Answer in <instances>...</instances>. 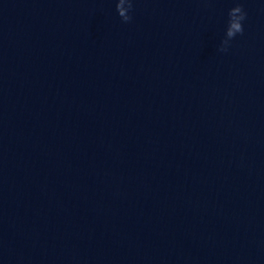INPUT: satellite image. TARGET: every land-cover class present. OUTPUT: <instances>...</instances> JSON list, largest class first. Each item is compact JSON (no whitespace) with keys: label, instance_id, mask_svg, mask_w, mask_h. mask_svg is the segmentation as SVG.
Returning a JSON list of instances; mask_svg holds the SVG:
<instances>
[{"label":"water","instance_id":"1","mask_svg":"<svg viewBox=\"0 0 264 264\" xmlns=\"http://www.w3.org/2000/svg\"><path fill=\"white\" fill-rule=\"evenodd\" d=\"M130 15L0 0V264H264V0Z\"/></svg>","mask_w":264,"mask_h":264},{"label":"clouds","instance_id":"2","mask_svg":"<svg viewBox=\"0 0 264 264\" xmlns=\"http://www.w3.org/2000/svg\"><path fill=\"white\" fill-rule=\"evenodd\" d=\"M133 11V0H116V12L123 22L132 20L130 13ZM247 13L241 3H236L228 11V21L225 30V38L221 41L219 51L226 52L230 47V42L237 34H243L244 28L242 22L246 19Z\"/></svg>","mask_w":264,"mask_h":264}]
</instances>
